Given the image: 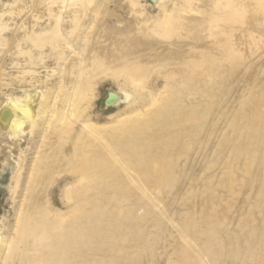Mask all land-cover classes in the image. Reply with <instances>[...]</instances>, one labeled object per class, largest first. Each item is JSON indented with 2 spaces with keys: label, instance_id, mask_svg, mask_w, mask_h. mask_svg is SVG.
<instances>
[{
  "label": "bare ground",
  "instance_id": "obj_1",
  "mask_svg": "<svg viewBox=\"0 0 264 264\" xmlns=\"http://www.w3.org/2000/svg\"><path fill=\"white\" fill-rule=\"evenodd\" d=\"M150 2L0 0V136L19 150L0 264H255L264 0ZM105 74L135 89L106 107L136 114L101 132Z\"/></svg>",
  "mask_w": 264,
  "mask_h": 264
},
{
  "label": "rangeland",
  "instance_id": "obj_2",
  "mask_svg": "<svg viewBox=\"0 0 264 264\" xmlns=\"http://www.w3.org/2000/svg\"><path fill=\"white\" fill-rule=\"evenodd\" d=\"M138 1L140 5L139 8L141 10L147 11L151 14L156 13V11H154V9L151 7L150 0H138ZM136 19L139 21H142V17H140L139 15H136ZM7 68H8V71H11L15 76L19 75L17 70L13 69L10 65H7ZM263 68L261 69L257 68V71H256L257 77L261 78V80H264V74L261 71ZM94 86H95L94 87L95 95L93 99L94 105H92V108L89 111L90 117H93V118L89 122V125L91 124V126L98 128L100 131L102 129H106L104 131L113 130L119 127L122 122L128 120L129 117L136 114L134 112L128 111L129 110L128 106L131 104V101L124 102V104L118 107H115V108H109V107H106L105 105V100L107 99L108 93L110 94V92L118 93L120 97L124 95V93H130V94L135 93V91H133L135 90L134 88H131L130 86L127 87V84H125L124 78H121L116 75L105 74L95 81ZM227 88H228L227 96L223 98V103L225 105L229 103V101L231 100L233 96L240 93L242 90L244 91L247 89V82L243 78L236 84L229 86ZM161 89L162 88L158 90L157 92L158 94L160 93ZM17 96H19V94H17ZM1 101H3V99H1ZM90 117L89 116L85 117V120L89 121ZM256 152L258 153L259 151H256ZM263 152L260 151L258 153L260 155L259 157L261 159L263 158L262 160L260 159L261 161L259 162L260 164L259 166L261 167L259 166L257 167L258 170L260 169V172L262 174L259 177L256 176L255 178V185H256L255 192L253 193L250 191L252 189L250 185V188H247V190L243 194L246 200L245 208H243V213L247 212L248 205H250L249 203H252L255 201V204H254L255 209L253 213V222H254L253 226L255 227V229L253 230L254 232L252 233L251 232L252 229L247 228L248 230L247 232L246 231L245 232L247 233V237L250 235V238L248 239L249 243L246 239L245 241L243 240L241 249L245 250L244 252H246L247 254L249 253L248 259H250L251 261V259L253 258L252 262H255V264H264V203H263L264 202L263 201L264 200V157H263L264 153ZM13 158L18 161L19 150L17 148L10 147L6 139L0 136V169H1L0 170V220L2 219V217L10 213L11 206L14 205L11 199V196H10L11 188L14 186V177H15V170H16V165L12 161ZM256 180H257V183H256ZM150 191H152V194H155L153 189H150ZM159 200L162 202V199H159ZM258 201L259 203L260 202L261 203L259 204ZM137 214L139 217H143L145 215V210L143 209L137 210ZM160 218H161V222L164 228L166 229L168 226L166 219L165 218L163 219L162 216ZM148 225L149 226H147V228L150 229V231L153 234H155L156 230L154 229L155 228L154 221L149 222Z\"/></svg>",
  "mask_w": 264,
  "mask_h": 264
},
{
  "label": "water",
  "instance_id": "obj_3",
  "mask_svg": "<svg viewBox=\"0 0 264 264\" xmlns=\"http://www.w3.org/2000/svg\"><path fill=\"white\" fill-rule=\"evenodd\" d=\"M113 101V99H111V97H109L106 101H105V105L108 106L110 105Z\"/></svg>",
  "mask_w": 264,
  "mask_h": 264
}]
</instances>
